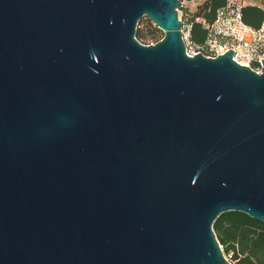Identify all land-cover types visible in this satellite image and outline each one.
<instances>
[{"label":"water","instance_id":"95a60500","mask_svg":"<svg viewBox=\"0 0 264 264\" xmlns=\"http://www.w3.org/2000/svg\"><path fill=\"white\" fill-rule=\"evenodd\" d=\"M180 3L0 0V264H233L214 220L264 221V58L188 55Z\"/></svg>","mask_w":264,"mask_h":264},{"label":"built area","instance_id":"2783aa9c","mask_svg":"<svg viewBox=\"0 0 264 264\" xmlns=\"http://www.w3.org/2000/svg\"><path fill=\"white\" fill-rule=\"evenodd\" d=\"M212 0H180L177 8L182 22L181 31L186 53L193 55L201 51L205 56L215 57L229 47L234 49L232 58L239 64L248 65L260 73L264 58V19L259 27H253L243 21L242 6L252 4L264 9V0H225V4L216 10L215 17L209 19ZM199 23L210 37L197 49L188 48L190 26Z\"/></svg>","mask_w":264,"mask_h":264},{"label":"trees","instance_id":"16d2710c","mask_svg":"<svg viewBox=\"0 0 264 264\" xmlns=\"http://www.w3.org/2000/svg\"><path fill=\"white\" fill-rule=\"evenodd\" d=\"M225 0H212L209 19L215 17L216 10ZM243 21L250 26L259 27L264 19V9L246 4L242 8ZM149 19V18H148ZM136 39L143 44L155 43L163 37V32L150 19L146 29L136 28ZM210 34L199 23L190 26L188 48L197 49L203 45ZM212 228L224 255H229L233 264H264V221L242 211L222 212L213 222Z\"/></svg>","mask_w":264,"mask_h":264},{"label":"rangeland","instance_id":"374dc122","mask_svg":"<svg viewBox=\"0 0 264 264\" xmlns=\"http://www.w3.org/2000/svg\"><path fill=\"white\" fill-rule=\"evenodd\" d=\"M149 22V19L147 16H143L141 17V19L139 20L137 27H140L141 29H146L147 28V24ZM162 31V30H161ZM163 32V31H162ZM226 258L229 259V255H226Z\"/></svg>","mask_w":264,"mask_h":264}]
</instances>
